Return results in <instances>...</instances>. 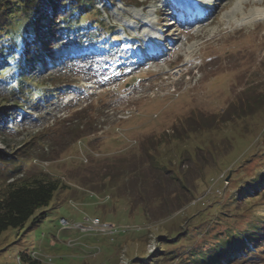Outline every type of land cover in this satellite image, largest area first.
I'll list each match as a JSON object with an SVG mask.
<instances>
[{
	"label": "rangeland",
	"instance_id": "rangeland-1",
	"mask_svg": "<svg viewBox=\"0 0 264 264\" xmlns=\"http://www.w3.org/2000/svg\"><path fill=\"white\" fill-rule=\"evenodd\" d=\"M177 2L112 0L103 6L97 0L99 13L88 16L103 23L91 45L80 48L79 36L57 39L46 54L50 63L26 68L20 89L0 86V151L29 142L36 150L22 167L42 168L68 185L42 221L1 232L0 264H19L17 255L20 264H28L24 257L32 251L41 259L36 264H134L159 248L158 235L165 230L175 234L216 216L208 237L229 226L241 228L248 208L264 211V194L232 200L264 168V101L258 104L264 96V20L234 29L222 20L232 10L239 15L247 9L241 0H212L213 11L192 27L191 21L174 23ZM201 20L205 36L186 40L201 30ZM161 28L163 35L152 38L149 31ZM14 58L20 65L19 51ZM185 69L189 75L177 78ZM72 93L75 99L67 103ZM79 108L88 110L73 112ZM63 118L91 125L73 134L72 124L58 129ZM41 130L52 134L33 143ZM176 136H186L179 142L181 154L163 158L171 162L169 170L156 166L149 156L163 147L156 141ZM163 148L170 152L175 145ZM213 203L219 208L202 219L186 217ZM93 215L126 225L99 224L90 229L96 233L76 227ZM191 237L182 236L175 252L182 253ZM239 264H264V250Z\"/></svg>",
	"mask_w": 264,
	"mask_h": 264
},
{
	"label": "trees",
	"instance_id": "trees-1",
	"mask_svg": "<svg viewBox=\"0 0 264 264\" xmlns=\"http://www.w3.org/2000/svg\"><path fill=\"white\" fill-rule=\"evenodd\" d=\"M98 1L104 3L112 0ZM96 2L97 0H0V86L7 87L10 91L20 89L25 72L34 66V62L45 63L44 58L57 39L79 36V39L90 40L98 34L99 23L102 24L103 20L99 22V17L93 19L88 16L92 10L96 11V15L99 13ZM17 51L21 54L20 65L18 62L15 63L14 55ZM262 101L264 96H261L258 104ZM1 110L0 107V117L4 116ZM86 110L88 109L80 108L74 109L73 112L81 113ZM74 120L63 118L57 121L56 125L62 130L69 129L68 126L72 124L70 129L73 134L91 125L90 122L74 124ZM50 134L52 133L48 130L39 131L33 135V143L41 142ZM161 140L156 141L158 146L164 147L171 142L174 143L175 148L170 152L163 147L154 148V151L149 152V156L153 158L156 166L169 170L171 162L164 161L163 158L169 155L171 159H175L177 153L181 154L179 142H184L186 136ZM28 143L22 144L24 147L21 145L22 147L19 146L18 150L15 148L12 152L0 151V234L8 227H24L28 224L27 228H31L42 221L59 190L68 187L59 175L42 168L32 171L22 167L26 164L25 157L31 150H36L32 148L33 145L28 147ZM73 150L75 151L76 148ZM194 152L193 150L191 153ZM248 182L239 187L237 196L232 200L238 202L242 198L244 202H248L257 195H263L264 168L258 170ZM219 205L213 203L186 217L200 215L202 219L210 211L212 213L219 208ZM248 212L250 217H247L245 225L243 224L241 228L229 226L225 230L213 232L208 237L212 230L210 224L216 221V216L212 220L208 219L206 224L202 223L203 220L196 221L191 229L183 228L175 234L165 230L158 235L159 248L148 255L146 261L139 260L134 264L242 263L250 256L260 254L264 250V211L248 208ZM185 214L177 213L174 219H179ZM224 214L228 217L226 212ZM188 234L192 237L191 241L184 245L185 250L182 253L175 252L173 246L177 245L182 236ZM24 259L28 264L38 263L27 255Z\"/></svg>",
	"mask_w": 264,
	"mask_h": 264
},
{
	"label": "bare ground",
	"instance_id": "bare-ground-1",
	"mask_svg": "<svg viewBox=\"0 0 264 264\" xmlns=\"http://www.w3.org/2000/svg\"><path fill=\"white\" fill-rule=\"evenodd\" d=\"M200 4L203 3L204 0H197ZM178 3V9H180L182 12H185V10L189 9L191 7V4L189 5V3H191L190 0H179ZM179 3L181 5H183L185 8H181ZM241 3L243 5V7H246L247 9L245 11H243L241 14L237 15L235 13L236 10H232V15H227L222 21H224L226 24H230L231 22H233L232 24L238 26V27H243L244 25L251 23V22H256L259 20H264V6H262L261 4L264 3V0H259V1H253L252 4L249 3L246 0H241ZM259 3V4H258ZM204 4V3H203ZM249 4L250 7H249ZM255 5V6H253ZM225 6V5H224ZM198 12V10L196 12H194V17H196V13ZM191 14V13H189ZM208 14V13H207ZM204 15V14H202ZM205 18V17H204ZM203 20V19H202ZM201 20V21H202ZM199 22V19H198ZM220 23V22H219ZM205 22L202 21L201 23V30L197 31L195 34H189V36L187 38H185L186 40L188 38H203L205 36V33L203 32V28L205 26ZM218 24V23H217ZM212 32V31H211ZM213 33H210L208 38H210L212 36ZM157 35L152 36V38H156ZM183 41V40H182ZM182 41L180 42L182 44ZM192 45H190L187 49V55L192 56L193 55V49H192ZM187 63V62H186ZM84 218H92L89 216H85ZM98 222L99 218H97ZM99 224H92V226H88V227H81V230H90V229H94L95 226H98ZM106 230V229H105ZM104 230V231H105ZM95 231V230H94Z\"/></svg>",
	"mask_w": 264,
	"mask_h": 264
},
{
	"label": "built area",
	"instance_id": "built-area-1",
	"mask_svg": "<svg viewBox=\"0 0 264 264\" xmlns=\"http://www.w3.org/2000/svg\"><path fill=\"white\" fill-rule=\"evenodd\" d=\"M61 223L63 225H69V223L67 222V220L65 219H61L60 220ZM92 224H100V226H120V225H115V224H110V223H102V222H98L97 217L94 218H84L82 223H79L77 226L80 227H88V226H92Z\"/></svg>",
	"mask_w": 264,
	"mask_h": 264
},
{
	"label": "water",
	"instance_id": "water-1",
	"mask_svg": "<svg viewBox=\"0 0 264 264\" xmlns=\"http://www.w3.org/2000/svg\"><path fill=\"white\" fill-rule=\"evenodd\" d=\"M228 178V177H227Z\"/></svg>",
	"mask_w": 264,
	"mask_h": 264
}]
</instances>
